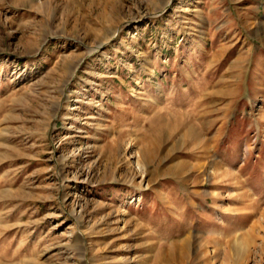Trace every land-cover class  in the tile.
<instances>
[{
    "label": "rangeland",
    "instance_id": "1",
    "mask_svg": "<svg viewBox=\"0 0 264 264\" xmlns=\"http://www.w3.org/2000/svg\"><path fill=\"white\" fill-rule=\"evenodd\" d=\"M0 264H264V0H0Z\"/></svg>",
    "mask_w": 264,
    "mask_h": 264
}]
</instances>
